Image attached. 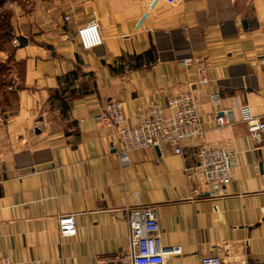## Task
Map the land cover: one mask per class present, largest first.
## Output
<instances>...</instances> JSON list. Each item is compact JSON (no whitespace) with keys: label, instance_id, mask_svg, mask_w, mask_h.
Wrapping results in <instances>:
<instances>
[{"label":"crops","instance_id":"1","mask_svg":"<svg viewBox=\"0 0 264 264\" xmlns=\"http://www.w3.org/2000/svg\"><path fill=\"white\" fill-rule=\"evenodd\" d=\"M17 40L12 113L0 115V256L12 264H114L128 257L125 207L153 206L163 264L264 262V136H250L236 104L264 117V0H9ZM7 4L4 3L3 10ZM67 17V19H65ZM250 20L245 31L242 21ZM96 21L102 44L84 50L77 30ZM27 39L20 47L19 38ZM189 56L211 63L197 81ZM191 89L203 123L183 155L170 146L130 153L121 167L114 129L95 117L122 102L128 125L166 97ZM219 102L213 104L211 96ZM233 109L217 129L216 111ZM6 114V116H4ZM200 145L236 153L231 182L215 197L194 196ZM76 233L61 237L58 219Z\"/></svg>","mask_w":264,"mask_h":264},{"label":"built area","instance_id":"2","mask_svg":"<svg viewBox=\"0 0 264 264\" xmlns=\"http://www.w3.org/2000/svg\"><path fill=\"white\" fill-rule=\"evenodd\" d=\"M176 5L179 0H161ZM67 19V17H65ZM77 39L84 50H91L102 44V38L96 21H90L77 30ZM17 43V40L14 41ZM182 65L192 66L197 82H208L207 72L211 63L201 56L183 59ZM211 102L217 104L219 96H211ZM241 123L245 124L250 136H264V117L252 114L246 105L236 104ZM95 119L103 126L114 129L120 141L115 154L121 165L130 164V153L145 148L170 146L177 155H183L185 142L200 139L204 133L199 105L192 90L187 88L166 97L165 111L156 104L150 105L148 112L140 116L135 125H128L123 114L122 102L109 100L101 108ZM214 125L221 129L234 121L233 109L216 111ZM195 163L186 166L184 173L188 179L197 178L194 196L206 193L209 197L220 195L231 182L236 168V153L228 148L200 145L195 148ZM128 223V257L114 264H163L165 254L178 255L180 248L169 251L160 244V229L155 208L149 205L125 207ZM61 237H73L76 227L73 215H62L58 219ZM0 264H12L6 256H0ZM200 264H224L219 256L203 255ZM256 264H264L258 262Z\"/></svg>","mask_w":264,"mask_h":264},{"label":"rangeland","instance_id":"3","mask_svg":"<svg viewBox=\"0 0 264 264\" xmlns=\"http://www.w3.org/2000/svg\"><path fill=\"white\" fill-rule=\"evenodd\" d=\"M8 1H5L6 9H0L2 16L6 17L4 21L1 20L2 18L0 19V115L3 112L12 113L15 108V97L12 94L13 91L9 90L12 86H16L11 73L12 70L16 71L19 77L21 72L20 66L13 63L14 49L17 43L14 42L16 38L10 27L12 8Z\"/></svg>","mask_w":264,"mask_h":264},{"label":"water","instance_id":"4","mask_svg":"<svg viewBox=\"0 0 264 264\" xmlns=\"http://www.w3.org/2000/svg\"><path fill=\"white\" fill-rule=\"evenodd\" d=\"M251 23H252V21H250V20H243L242 23H241L242 24V28L245 31H248V29L251 28ZM19 44H20L19 45L20 47H24L27 44V39L24 38V37H20L19 38ZM189 57H191V56H189ZM155 150L158 151V148L155 147Z\"/></svg>","mask_w":264,"mask_h":264},{"label":"trees","instance_id":"5","mask_svg":"<svg viewBox=\"0 0 264 264\" xmlns=\"http://www.w3.org/2000/svg\"><path fill=\"white\" fill-rule=\"evenodd\" d=\"M5 1H6V0H0V9L3 8V5H4ZM2 10H3V9H2ZM1 12H2V11H1ZM1 18H2V19H1ZM0 19L4 21V19H6V17L2 16V14L0 13ZM7 21H8V20H7ZM10 27H11V25H10ZM11 29H12V28H11ZM7 31H9V30H7Z\"/></svg>","mask_w":264,"mask_h":264}]
</instances>
